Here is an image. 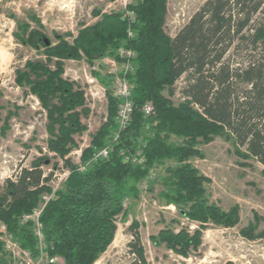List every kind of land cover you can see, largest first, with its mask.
Here are the masks:
<instances>
[{"label": "trees", "instance_id": "trees-1", "mask_svg": "<svg viewBox=\"0 0 264 264\" xmlns=\"http://www.w3.org/2000/svg\"><path fill=\"white\" fill-rule=\"evenodd\" d=\"M167 3L136 0L129 6L137 14L133 38L128 36L129 23L121 11L99 13L94 24L83 26L77 35L57 34V41L50 45L42 30H29L26 24L23 36L16 35L24 45L44 48V59L28 60L17 69L16 83L25 95H35L46 111L47 150L64 161L69 174L64 189L53 191L54 172L43 169L51 158L47 154L35 157L30 167H21L5 181L0 191V222L10 232L23 230L34 249L39 241L31 230L33 221L20 222L44 201L39 222L46 255L52 260L60 256L64 264H96L116 237L118 217L126 214L125 199L138 196L137 184L166 158L178 163L168 169L174 193L166 197L182 216L200 226L193 232L162 229L158 237H151L155 244L165 243L189 257L202 243L207 224H237L238 208L225 211L209 204L205 197L209 179L188 162L199 153L198 138L208 140L210 134L224 130L246 157L264 167V0H206L175 36L165 30ZM122 46L137 53L135 70L128 74L133 120L119 130L109 156L91 162L95 152L107 145L111 131L118 129L119 100L107 83L106 121L82 150L80 164L73 163L68 155L77 147L74 135L87 129L82 118L90 115L91 108L84 89L65 76V61L85 59L93 66L95 60ZM98 73L94 75L99 78ZM180 80L183 84L177 86ZM174 88L182 97L178 104L163 94L165 89L173 94ZM148 102L153 105L151 115L143 110ZM15 114L9 111L3 134ZM146 123L153 135L140 145L137 138ZM171 135L182 137L183 143H167ZM139 153L142 162H138ZM45 195L51 197L43 200ZM131 247L133 263L148 264L137 232Z\"/></svg>", "mask_w": 264, "mask_h": 264}, {"label": "rangeland", "instance_id": "rangeland-1", "mask_svg": "<svg viewBox=\"0 0 264 264\" xmlns=\"http://www.w3.org/2000/svg\"><path fill=\"white\" fill-rule=\"evenodd\" d=\"M205 1L168 0L166 32L175 36ZM123 8L124 0H0V191L7 179L14 178L17 170L30 167L35 157L44 154L51 158L43 169L46 173L54 172L50 182L53 191L64 189L69 174L64 161L47 150L46 111L35 95H25L24 89L16 83L17 69L23 68L28 60L44 59V48L24 45L16 35L23 36L26 24L29 30H42L55 43L57 34L77 35L83 26L99 19L97 14L118 12ZM67 39L71 41L72 37ZM65 71L66 77L84 89L87 105L91 108L90 115L82 118L87 129L74 135L77 147L68 155L73 163L80 164L82 150L91 144L92 137L106 121L108 100L105 88L107 83L111 88L112 74L104 65L94 70L85 59L66 60ZM94 72H99L100 77ZM182 84V80L176 83L177 86ZM163 94L174 104L182 101L178 89L174 88L173 94L165 89ZM9 111H16V114L3 134L2 127ZM150 126L146 123L142 128L137 138L140 145L153 135ZM118 132L119 128L112 130L106 139V146L110 149L111 142L119 136ZM183 140L171 135L167 143L178 146ZM195 148L199 153L188 162L209 179L205 184L207 202L225 211L238 208V223L228 227L207 224L202 243L198 250L190 252L189 257L175 253L165 243L155 244L151 237H158L162 229L177 232L185 228L193 232L200 226L199 222L182 216L177 206L168 201L166 196L174 193L168 181V169L176 168L178 163L173 158H166L155 163L137 184L138 196L131 194L125 199L126 214L118 217L116 237L96 264H134L131 242L135 232L139 234L148 264H227L230 261L264 264V167L257 160L246 157L224 130L210 134L208 140L198 138ZM137 159L142 162L143 156L139 153ZM50 197L45 195L43 200ZM44 205L43 201L39 210ZM183 206L188 208L189 204ZM38 211L20 222L24 225L27 220L33 221L31 230L39 241L34 249L28 245L23 230L10 232L0 222V264H64L61 257L52 260L46 255Z\"/></svg>", "mask_w": 264, "mask_h": 264}, {"label": "built area", "instance_id": "built-area-1", "mask_svg": "<svg viewBox=\"0 0 264 264\" xmlns=\"http://www.w3.org/2000/svg\"><path fill=\"white\" fill-rule=\"evenodd\" d=\"M130 0H124V8L121 10L123 18L129 23L128 36L129 38L135 37V31L133 25L137 21V14L134 9L129 6L132 4ZM137 53L124 46L118 48L112 55H107L94 61L92 68L94 70L99 69L101 65L107 67L108 71L112 74V86L111 90L113 95L118 98L119 105L117 109L116 121L119 130L126 129L133 120L134 105H133V87L128 78V74L135 70V59ZM122 71L121 73L119 71ZM145 115H151L153 113V105L148 102L144 108ZM110 148L108 146L98 150L93 155L91 162L99 159L107 158L110 154ZM91 162H88L90 164ZM82 169L85 166L81 167ZM41 210L38 211L40 214ZM62 258V257H61ZM54 258L53 260H55ZM57 259H60L58 256ZM63 259V258H62Z\"/></svg>", "mask_w": 264, "mask_h": 264}, {"label": "water", "instance_id": "water-1", "mask_svg": "<svg viewBox=\"0 0 264 264\" xmlns=\"http://www.w3.org/2000/svg\"><path fill=\"white\" fill-rule=\"evenodd\" d=\"M45 42H46L47 45H50L51 44V41L48 38L45 39Z\"/></svg>", "mask_w": 264, "mask_h": 264}, {"label": "crops", "instance_id": "crops-1", "mask_svg": "<svg viewBox=\"0 0 264 264\" xmlns=\"http://www.w3.org/2000/svg\"><path fill=\"white\" fill-rule=\"evenodd\" d=\"M96 78V77H95ZM97 79V78H96Z\"/></svg>", "mask_w": 264, "mask_h": 264}]
</instances>
